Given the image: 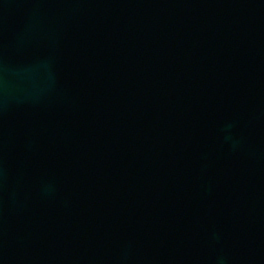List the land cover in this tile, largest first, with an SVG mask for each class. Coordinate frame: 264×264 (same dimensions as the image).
I'll list each match as a JSON object with an SVG mask.
<instances>
[{
    "label": "water",
    "instance_id": "obj_1",
    "mask_svg": "<svg viewBox=\"0 0 264 264\" xmlns=\"http://www.w3.org/2000/svg\"><path fill=\"white\" fill-rule=\"evenodd\" d=\"M0 264H264V0H0Z\"/></svg>",
    "mask_w": 264,
    "mask_h": 264
}]
</instances>
